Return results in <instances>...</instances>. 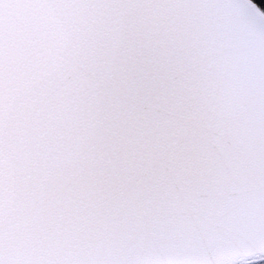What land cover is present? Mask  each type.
Segmentation results:
<instances>
[{
    "label": "snow or ice",
    "instance_id": "6c2138e0",
    "mask_svg": "<svg viewBox=\"0 0 264 264\" xmlns=\"http://www.w3.org/2000/svg\"><path fill=\"white\" fill-rule=\"evenodd\" d=\"M0 264H264V8L0 0Z\"/></svg>",
    "mask_w": 264,
    "mask_h": 264
},
{
    "label": "trees",
    "instance_id": "16d2710c",
    "mask_svg": "<svg viewBox=\"0 0 264 264\" xmlns=\"http://www.w3.org/2000/svg\"><path fill=\"white\" fill-rule=\"evenodd\" d=\"M255 2L264 8V0H255Z\"/></svg>",
    "mask_w": 264,
    "mask_h": 264
}]
</instances>
